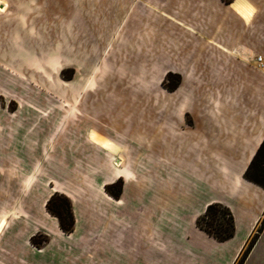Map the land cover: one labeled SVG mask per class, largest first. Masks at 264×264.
<instances>
[{"label": "crops", "instance_id": "crops-1", "mask_svg": "<svg viewBox=\"0 0 264 264\" xmlns=\"http://www.w3.org/2000/svg\"><path fill=\"white\" fill-rule=\"evenodd\" d=\"M178 8L175 15L182 23L163 16L161 23L168 28L184 26L193 34L184 30L173 46L184 50L183 57L207 77L214 76L213 68L217 73L220 68L221 75L216 76L229 77L225 94L235 104L209 106L207 118L191 124L181 119L153 137L155 117L149 115L156 116L162 107L154 106L151 94L137 91V84L131 85L129 74H124L126 98L120 105L124 113L118 115L130 126L104 117L106 110L93 102L1 111L0 264H235L264 215V190L243 178L264 139V75L256 69L250 74V54L257 51L264 57V16L252 0L230 5L193 0ZM134 63L129 58L127 65ZM248 77H257L254 89ZM98 91L87 93L94 100ZM163 109L167 115L175 113ZM196 109L202 107L183 112ZM184 128L209 135L207 142L189 141L194 146L189 159L172 140L163 142V147L154 143L168 134L181 141L178 132L187 131ZM222 171L228 174L221 175ZM119 182V197L109 196L105 187ZM229 187L245 211H256L257 216L251 217L239 237L233 217V237L218 242L200 230L197 221L212 203L231 212L227 202L211 196L219 189L227 195ZM147 192L151 194L147 203L141 202ZM54 194L71 203L74 228L69 234L46 210ZM38 235L47 237L41 246L31 243ZM263 237L264 229L244 264L252 261ZM260 259L261 249L255 264H262Z\"/></svg>", "mask_w": 264, "mask_h": 264}, {"label": "rangeland", "instance_id": "rangeland-1", "mask_svg": "<svg viewBox=\"0 0 264 264\" xmlns=\"http://www.w3.org/2000/svg\"><path fill=\"white\" fill-rule=\"evenodd\" d=\"M191 1L0 0V4H6V10L0 11V112L7 114L29 106L53 109L73 106L75 102L78 106L93 102V105L97 103V107L106 110L104 117L115 119L117 125L130 126L118 115V112H123L120 105L126 98L123 95L126 92L124 74H129L127 78L131 80V85L137 84L134 87L137 91L151 94L149 101L154 106L162 107L156 116L149 115V119L155 117V127L151 129L153 137L157 131L165 132L168 126L178 124L181 119L191 124L196 119L201 121L202 117L207 118L210 116L207 112L209 106L233 104L234 99L225 94L230 88L227 84L229 77L216 76L221 75L220 68L217 69L218 73L213 68L214 76L207 77L203 69L190 64L183 57L184 50L178 51L180 47L177 48L176 44L173 46L183 38L184 30L191 34L193 32L184 26L170 24L168 28L161 23L162 16L169 22H180L181 19L175 15L178 7ZM221 1L230 5L235 0ZM252 1L260 7V13L264 16V0ZM2 8L0 5V10ZM163 8H166V12ZM163 12L169 14L170 18ZM193 39L197 42L196 38ZM182 41L186 43V40ZM252 44L254 46L256 43ZM260 55L257 51L250 54L251 76L254 69L264 75V67L256 62ZM129 58L131 61L134 59V66H128L130 63L127 65ZM262 59L264 61V57ZM205 66L208 68V64ZM185 68L191 70L187 72ZM171 69L176 73L170 72ZM248 78L254 89L257 77ZM93 90H99L94 100L87 93ZM194 106L202 109L183 112ZM163 107L175 113L167 115ZM178 135L181 141L168 134L154 143L159 141L160 147H163L164 143L167 145V141L172 140L171 143L185 152L186 160L194 150L189 141L200 142L203 139V142H207L209 138L206 132L196 128L187 131L180 129ZM161 152L155 151L157 155ZM224 173L227 172H220L225 176ZM149 176L147 182L152 180ZM166 180L172 186L170 177ZM121 187L120 182L114 183L107 185L105 191L117 198ZM231 190L229 187L227 195H223L219 189L211 196L228 203L238 224L239 237L241 230L246 229L251 217L257 216V213L245 211L244 204ZM150 195L149 192L144 193L139 200L147 203L146 198ZM46 241L44 235L34 237L37 246ZM259 249L260 261L264 264V237L249 264L259 261Z\"/></svg>", "mask_w": 264, "mask_h": 264}, {"label": "trees", "instance_id": "trees-1", "mask_svg": "<svg viewBox=\"0 0 264 264\" xmlns=\"http://www.w3.org/2000/svg\"><path fill=\"white\" fill-rule=\"evenodd\" d=\"M243 178L264 190V139L245 169ZM46 210L57 220L58 226L63 233L69 234L73 231L74 217L70 201L65 196L58 194L51 196L46 202ZM197 227L218 242H225L231 239L235 230L231 212L228 208L218 203H212L206 207L203 216L197 221ZM263 229L264 217L238 257L236 264H244ZM31 243L35 246L38 245V243L36 245V242H34V237L31 239Z\"/></svg>", "mask_w": 264, "mask_h": 264}, {"label": "bare ground", "instance_id": "bare-ground-1", "mask_svg": "<svg viewBox=\"0 0 264 264\" xmlns=\"http://www.w3.org/2000/svg\"><path fill=\"white\" fill-rule=\"evenodd\" d=\"M0 5H2L3 6V8L0 10V11H5V9H6V5L4 4V3H1ZM247 7H245V9H246ZM248 10H250L249 8H248ZM247 11V10H246ZM251 11V10H250ZM247 13H248V11H247ZM117 166V165H116ZM3 226H4V222H1V224H0V232L2 231V229H3Z\"/></svg>", "mask_w": 264, "mask_h": 264}, {"label": "built area", "instance_id": "built-area-1", "mask_svg": "<svg viewBox=\"0 0 264 264\" xmlns=\"http://www.w3.org/2000/svg\"><path fill=\"white\" fill-rule=\"evenodd\" d=\"M256 62L260 65V66H263L264 67V61L261 57H258Z\"/></svg>", "mask_w": 264, "mask_h": 264}]
</instances>
